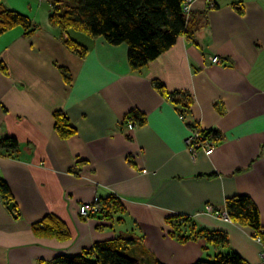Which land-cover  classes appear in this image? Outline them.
<instances>
[{
  "label": "crops",
  "instance_id": "1",
  "mask_svg": "<svg viewBox=\"0 0 264 264\" xmlns=\"http://www.w3.org/2000/svg\"><path fill=\"white\" fill-rule=\"evenodd\" d=\"M51 1L0 0V8L29 18L35 29L0 35V140L18 144L17 152L0 150V181L11 195V203L0 201V264H47L118 236L132 240L127 253L142 264H195L217 252L259 264L264 0H194L191 12L208 9L207 24L139 71L130 68L126 45L51 25ZM66 38L85 54L71 51ZM57 112L75 128L67 139L55 130ZM129 117L133 130L125 126ZM194 129L215 134L212 155L191 157L185 139ZM237 195L256 206L261 235L206 212L224 213ZM107 198L123 207L110 210L119 222L78 214L81 204L105 205ZM46 216L64 224L65 239L34 233ZM184 221L224 233L227 246L217 251L203 237L179 242L173 224Z\"/></svg>",
  "mask_w": 264,
  "mask_h": 264
},
{
  "label": "trees",
  "instance_id": "2",
  "mask_svg": "<svg viewBox=\"0 0 264 264\" xmlns=\"http://www.w3.org/2000/svg\"><path fill=\"white\" fill-rule=\"evenodd\" d=\"M185 0H52L49 23L62 33L79 32L91 38H102L107 44L127 46V61L133 71H139L161 54L169 50L181 36L189 40L207 24L206 12L184 13ZM213 6H209L213 8ZM20 26L25 35H30L35 29L31 20L17 12L0 8V35ZM67 47L83 56L86 49L73 41L65 39ZM4 72V67L0 65ZM64 75V78L69 80ZM155 86L163 91V86ZM177 104L186 107L190 100H176ZM55 130L67 139L75 133V128L67 117L60 112L54 114ZM205 137L217 140L212 132L200 131ZM17 152L18 144L13 138L0 140V150ZM0 197L4 204L11 203V195L7 185L0 181ZM98 211L92 217L99 220L119 222L111 218L110 210L121 213L123 207L114 198L98 199ZM103 206H107L104 209ZM225 212L229 219L241 226L249 227L261 235L259 214L256 206L245 195L228 198L225 202ZM175 237L181 243L195 240L199 237L207 239L212 246H227L224 233L209 232L195 224L182 222L173 224ZM37 236L56 237L65 239L67 230L64 224L54 216H46L41 223L33 228ZM132 240L124 237L95 243L91 248L74 256L58 255L47 264H142L132 258L127 252ZM155 264H161L156 262ZM195 264H245L243 259L233 252H217L211 260H199Z\"/></svg>",
  "mask_w": 264,
  "mask_h": 264
},
{
  "label": "built area",
  "instance_id": "3",
  "mask_svg": "<svg viewBox=\"0 0 264 264\" xmlns=\"http://www.w3.org/2000/svg\"><path fill=\"white\" fill-rule=\"evenodd\" d=\"M194 0H185L184 1V13L188 15L191 12V7L193 4ZM220 61L218 56H212L210 57V63L211 64H218ZM182 120L183 118L180 117ZM125 126L128 130H133L136 127L135 121L129 117L128 119L125 120ZM217 140L210 139L209 137H205L199 129H194L191 130L188 137L185 139V145L186 149L191 155V157L194 159L195 155L197 154L198 151H202L206 156L212 155L215 149ZM145 173V171L143 172ZM1 201V197H0ZM98 199H95L94 202L92 203H84L79 206L78 214L82 218H90L94 214L97 213L98 208H97V202ZM207 213H211L215 217H220L224 218L226 220H230L229 217L227 216L226 212L220 213V212H213L210 207L206 208ZM255 239L260 243L262 238L260 235H256ZM259 264H264V247L260 255V262Z\"/></svg>",
  "mask_w": 264,
  "mask_h": 264
},
{
  "label": "water",
  "instance_id": "4",
  "mask_svg": "<svg viewBox=\"0 0 264 264\" xmlns=\"http://www.w3.org/2000/svg\"><path fill=\"white\" fill-rule=\"evenodd\" d=\"M13 206H14L13 204L9 205L8 209L10 210Z\"/></svg>",
  "mask_w": 264,
  "mask_h": 264
}]
</instances>
